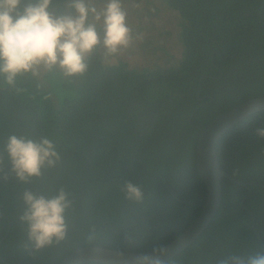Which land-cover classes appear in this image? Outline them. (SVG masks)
I'll use <instances>...</instances> for the list:
<instances>
[{
	"label": "trees",
	"instance_id": "trees-1",
	"mask_svg": "<svg viewBox=\"0 0 264 264\" xmlns=\"http://www.w3.org/2000/svg\"><path fill=\"white\" fill-rule=\"evenodd\" d=\"M124 7L136 19L132 33L146 32L138 47L148 58L158 56L159 64L124 61L130 46L117 60L101 48L83 78L43 73L21 78L19 91L0 87V147L14 134L46 137L59 155L54 167L25 183L11 174L3 154L0 257L6 263L0 264H59L83 246L144 253L168 244L206 200L196 168L200 128L264 95V0H124ZM165 8L179 16L177 39L169 45L172 32L158 18ZM174 45L182 48L178 57L170 53ZM258 128H264V110L217 141L221 169L248 186L221 177L220 204L207 227L162 264H220L231 254L264 249V137ZM129 181L140 187V200L126 197ZM59 188L72 201L65 237L36 249L20 220L23 192Z\"/></svg>",
	"mask_w": 264,
	"mask_h": 264
},
{
	"label": "clouds",
	"instance_id": "clouds-1",
	"mask_svg": "<svg viewBox=\"0 0 264 264\" xmlns=\"http://www.w3.org/2000/svg\"><path fill=\"white\" fill-rule=\"evenodd\" d=\"M132 42L124 0H0V87L19 91L21 78L43 73L83 78L94 52L102 48L105 56L118 54ZM257 134L264 137V128ZM4 153L11 174L25 183L41 177L59 159L53 141L28 135L8 136L0 147V161ZM123 190L128 199L143 196L131 181ZM22 199L20 220L36 249L64 239L72 201L63 188L54 194L26 189ZM220 264H264V249L231 254Z\"/></svg>",
	"mask_w": 264,
	"mask_h": 264
},
{
	"label": "water",
	"instance_id": "water-1",
	"mask_svg": "<svg viewBox=\"0 0 264 264\" xmlns=\"http://www.w3.org/2000/svg\"><path fill=\"white\" fill-rule=\"evenodd\" d=\"M262 110H264V95L239 103L232 109L217 115L206 126L200 128L196 145V168L205 183L207 196L201 206L199 216L182 234L168 244L154 251L144 253L122 252L101 246H83L69 253L59 264H82L88 262L102 264H155L157 260L162 264L186 248L207 227L219 207L221 177H227L238 185L248 186L246 182L234 179L221 169L216 152L217 141L230 127Z\"/></svg>",
	"mask_w": 264,
	"mask_h": 264
},
{
	"label": "rangeland",
	"instance_id": "rangeland-1",
	"mask_svg": "<svg viewBox=\"0 0 264 264\" xmlns=\"http://www.w3.org/2000/svg\"><path fill=\"white\" fill-rule=\"evenodd\" d=\"M152 2V1H151ZM152 11V10H151ZM152 15H156L157 14V11H152L151 12ZM132 16H129L128 17V24H131L133 27H136V19L133 15V13H130ZM159 17V20H162L161 21V25L160 27L162 29H164V31H171L172 34H171V38H169L170 41H168V45L170 43L175 42V40L177 39L176 37V25L178 23V17L176 12L171 10V9H168V8H165L164 12L162 13V15H158ZM156 17V16H155ZM143 20H147V18H143ZM130 26V25H129ZM140 26V25H139ZM141 32H137V30H135L134 28V32H133V36L134 38H136V40H134L132 42V44L130 45L129 47V51L127 52V55L126 57L123 59L124 61H129V63L133 66H138V65H149L151 64V66H155V64H159L160 63V59L159 57H155V56H152V57H147V54H145V51L142 50V47H138L137 43V40H139L141 43L145 44L146 43V39L145 38H141V37H146V32L145 30H142L140 29ZM137 37H139V39H137ZM176 38V39H175ZM143 40V41H142ZM163 43H165V41H163ZM154 46V45H152ZM175 47L174 50H170V53H172L174 55V57H178L182 48L180 46H177L174 45ZM122 54L123 52L121 53H118V55L116 57H114L113 59L117 60L118 58L122 57ZM115 60H113V62H115Z\"/></svg>",
	"mask_w": 264,
	"mask_h": 264
},
{
	"label": "flooded vegetation",
	"instance_id": "flooded-vegetation-1",
	"mask_svg": "<svg viewBox=\"0 0 264 264\" xmlns=\"http://www.w3.org/2000/svg\"><path fill=\"white\" fill-rule=\"evenodd\" d=\"M3 262H5L2 258H0Z\"/></svg>",
	"mask_w": 264,
	"mask_h": 264
}]
</instances>
